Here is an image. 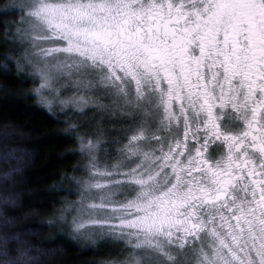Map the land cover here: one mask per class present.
Returning <instances> with one entry per match:
<instances>
[{"label": "snow or ice", "instance_id": "snow-or-ice-1", "mask_svg": "<svg viewBox=\"0 0 264 264\" xmlns=\"http://www.w3.org/2000/svg\"><path fill=\"white\" fill-rule=\"evenodd\" d=\"M8 9L20 15L16 70L38 78L39 102L98 110L125 131L115 143L126 163L113 168L97 163L101 135L78 137L89 163L77 194L89 211L72 216L73 233L133 250L113 264H264V0ZM11 239L0 240V264H33L27 250L10 254Z\"/></svg>", "mask_w": 264, "mask_h": 264}, {"label": "trees", "instance_id": "trees-1", "mask_svg": "<svg viewBox=\"0 0 264 264\" xmlns=\"http://www.w3.org/2000/svg\"><path fill=\"white\" fill-rule=\"evenodd\" d=\"M9 2L0 0V240L12 238L10 254L27 250L33 264H113L116 250L71 231L68 212L81 201L76 181L87 178L89 160L65 116L39 102L38 78L17 72L20 15L6 11Z\"/></svg>", "mask_w": 264, "mask_h": 264}, {"label": "rangeland", "instance_id": "rangeland-1", "mask_svg": "<svg viewBox=\"0 0 264 264\" xmlns=\"http://www.w3.org/2000/svg\"><path fill=\"white\" fill-rule=\"evenodd\" d=\"M11 3L12 0H10L9 5ZM16 28L17 26H15L13 34L15 33ZM14 45L17 50H20L16 43H14ZM60 83H63V81H61ZM74 92L75 89L70 84L62 89V93L64 96H72ZM100 102L108 103V100L107 98H104ZM71 108L72 106L69 105L68 109H66L65 111H61L59 105H53L50 111L54 114L58 113L62 116H65V119L68 123L69 119L74 120L77 124V127H72V130L80 134L82 137H85L86 140L88 138H92L94 140L97 135L102 136L105 143L101 145V148L97 153V163L101 168H113L117 164L122 165L123 163H126V161L118 153V151L114 152V150H117V148L119 147L115 143L116 139H119L122 143H126L125 131L123 130L120 122L118 120L110 119L106 113L102 115L98 110L95 109L86 108L85 114H78L73 112ZM105 149H108V151L105 152ZM115 153L116 155L114 157ZM84 154L89 160L88 154L86 152H84ZM76 203L77 204L73 208V210H69L68 212V221H72V216L75 215L78 210L84 214L89 211L86 207L80 208L81 201H78ZM77 236L80 240H82V242H84V244H103L113 250H116V255L113 257L114 261H124L130 259V252L133 251L120 242L112 241L107 237H101L99 235L80 236L79 234H77ZM141 259L143 260L142 256Z\"/></svg>", "mask_w": 264, "mask_h": 264}]
</instances>
